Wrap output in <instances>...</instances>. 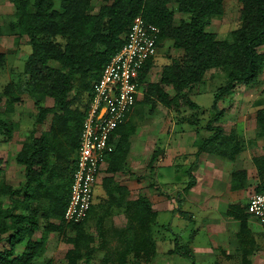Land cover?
Segmentation results:
<instances>
[{"label": "trees", "instance_id": "1", "mask_svg": "<svg viewBox=\"0 0 264 264\" xmlns=\"http://www.w3.org/2000/svg\"><path fill=\"white\" fill-rule=\"evenodd\" d=\"M224 1L101 0L102 3L95 6V0H12L15 19L10 21V26L19 36L28 37L31 52L25 60L18 84L10 81L4 92H0V147L2 140L5 144L14 136L17 125L11 115L16 112V105L21 103L24 94L35 99L36 113L29 136L15 155V161L24 167L23 187L15 188L6 182L4 167L2 170L5 162L4 158H0V193L11 201L10 206L0 205V264H43L36 258L45 252L49 234L58 232L66 235L70 230L75 231V235L66 239L73 247L66 252L65 264H79L83 256L84 263L90 264L92 237L85 225L90 214L96 215L97 209L92 206L89 216L80 224L64 221L72 172L95 85L105 66L125 44L132 23L139 15L146 23L159 28L158 53L167 40L172 42L174 49L183 50V54L169 56L166 62L157 57L158 53L146 59L134 79L139 88L145 85L143 96H137V108L146 104L154 107L161 102L178 111L185 102L196 109L199 105L184 94L185 90L204 82L211 70L226 72L225 83L214 93L212 112L206 125L209 134L195 142L196 159L186 171L189 182L184 192L196 184L193 168L202 153L230 161L236 159L242 149L233 132L225 133L222 126L214 123L220 121L225 113L219 105L220 100L240 85L256 84L264 73V53L260 52L264 42V0H238L242 5L240 26L220 40L207 27L214 17L224 14ZM173 4L177 5L179 13L188 16L178 25L175 24L176 11L171 8ZM1 36L2 26L0 46ZM5 61L6 55L0 50V76ZM157 65L162 66L160 80L151 82L149 74ZM47 98L53 100V105L43 104ZM49 115V129L37 135L36 127L43 124ZM126 121L114 130L110 138L114 150L107 157V172L111 174L124 170L131 147L130 139L136 131V125ZM256 123L258 135L264 138V107L257 111ZM157 156L158 153L154 152L150 165L152 170ZM253 162L260 179L256 192H263L264 154L254 158ZM230 177L232 190L248 187L246 169L234 170ZM102 185L107 194L104 201L108 208L121 195L129 193L113 176L104 177ZM126 204L129 220L125 230L127 247L119 260L121 264H127L130 255L134 258H153L157 252L154 224L158 212L145 195H139ZM177 211L191 221V212L182 210L181 205ZM227 214L239 221L240 234H245V241L251 233L249 219L252 214L248 205L232 203ZM40 218L46 220L44 235L35 239ZM95 226L98 232L103 230L100 221ZM174 240L175 246L170 252L193 256L191 248L183 245L179 236ZM23 243L25 247L19 252L18 245ZM246 263L251 264V261L247 259ZM45 264L55 262L49 258Z\"/></svg>", "mask_w": 264, "mask_h": 264}, {"label": "rangeland", "instance_id": "2", "mask_svg": "<svg viewBox=\"0 0 264 264\" xmlns=\"http://www.w3.org/2000/svg\"><path fill=\"white\" fill-rule=\"evenodd\" d=\"M102 2L101 0H95V6L100 5ZM58 5V4H57ZM173 10L176 11L175 14V24L178 25L182 19L188 18L187 15L181 14L177 11V5L173 4L171 6ZM242 5L238 0H225L224 1V14L222 16L214 17L212 19L211 25L207 27L208 31L214 32L217 34L218 39H224L229 36L230 32L240 26V11ZM15 6L12 0H0V26H2V36H1V46L0 50L2 53L6 55V61L4 67L2 69V74L0 76V92H4L6 85L10 81H14L18 84V79L23 74V68L25 64V60L28 54L31 52L30 45L28 44V37L27 36H19L15 29L10 26V21L15 19ZM163 49L158 53L159 58L162 59L163 62L167 61V57L169 56H181L183 54V50L174 49L172 47V42L164 41L162 44ZM260 52L264 53V42L260 46ZM158 67L160 65H157ZM162 67V66H161ZM158 74V73H157ZM155 75V74H153ZM158 76V75H157ZM161 76V75H160ZM160 79V78H159ZM226 81V72L222 69L218 70H211L207 74V78L204 82L198 83L190 87L189 89L185 90L184 94L191 99L193 102L197 103L199 106L196 109H193L189 104L182 102V106L177 112H180L184 115V120L186 122L191 123L195 126L197 130H200L196 133V137L205 136L207 134L206 125L210 116V112H212V103L214 99V93L216 92L217 88L224 84ZM76 84L78 82L76 81ZM145 85L140 86V92L138 97L143 96ZM169 90L172 91L171 87H168ZM23 100L19 105H16V112L11 115V119L17 125V129L14 131L13 138L7 142H1L0 147V158L4 162L2 164L6 171L5 173V180L9 183V185L14 186L15 188L23 187L25 181V172L24 167L19 165L15 161V155L17 151H19L24 143V141L29 136V131L33 128L34 123V114L36 113L35 105H34V98L30 97L28 94L23 95ZM85 97H83L84 99ZM43 104L51 106L53 105V100L51 98H47L43 101ZM220 107L224 109L225 113L223 118L214 123L216 126H222L225 133L233 132V135L236 141H238L241 152L238 153L236 159L233 161L227 160L226 158L217 156V155H210L208 154L207 160L200 164V170L205 172V176L200 175L197 171L198 168H193V176L196 180L195 186L199 187V191L203 193L212 194L216 193V190H220V187L224 189L226 184V180L231 177H228V172L230 174L232 167L237 169H243L244 163L249 165V168L253 167V159L256 157H260L264 154V138L258 135V126L256 124V117L257 111L264 107V73L260 76L259 81L254 85H240L235 90L227 94L223 99L220 100L219 103ZM139 111L145 110L143 105H139ZM150 111L152 109H149ZM142 112V113H143ZM146 113V112H144ZM51 115L48 116L47 120L36 127L37 135H40L43 131L49 129L50 126ZM202 131V132H200ZM185 131H183L184 133ZM197 137V138H198ZM199 139V138H198ZM197 141V140H196ZM187 147L186 145H184ZM196 146V145H195ZM215 161L217 165H219L218 172L214 171L212 161ZM147 161V160H146ZM158 156L153 161L152 164L153 168L158 162ZM229 162V163H227ZM210 163L211 166H208ZM225 163L227 166L224 168ZM159 163H157L158 165ZM252 166V167H251ZM164 166H158L157 170L160 172L161 169L163 170ZM151 168V167H148ZM170 173V170H167ZM215 172V173H214ZM223 174L224 177L219 175L216 179L215 176L218 174ZM156 174V173H155ZM171 175V173H170ZM228 175V176H227ZM3 177V172H2ZM157 177V176H156ZM181 177L185 179V183H181L182 189L184 192L185 186L189 182V175L186 172L181 173ZM224 181L219 184L220 179ZM248 187L246 188V194L240 192L241 194L237 193L240 197L244 194L249 197L252 193L257 191V184L259 183L260 179L256 172H252L250 175L248 174ZM215 182V183H214ZM180 185V186H181ZM214 185L216 188H214ZM194 186V188H195ZM193 189V188H191ZM191 189L187 192H184L185 199L187 201L186 206L188 209L191 208L188 198V193ZM103 189L100 184L95 186L94 191V201L93 206L96 207L97 212L96 215L93 216V213L90 214V218L86 223V231L91 235L92 241L90 242L91 247V260L90 264H121L119 260L122 252L127 247L126 232L127 225L129 224V220L126 217V221L124 220L123 223L117 224L114 220V214L110 208L106 206L104 199L102 198ZM153 199L158 200L157 197L161 195L162 190H160L159 183L157 181L153 184ZM70 193V188H69ZM184 199V201H185ZM195 200V197H194ZM0 205L10 206L11 201L8 197L4 198L3 194L0 193ZM100 205H103L102 209ZM108 208V210H106ZM183 210H185L183 208ZM96 216V217H95ZM102 217V218H101ZM100 218L102 220H100ZM101 222L103 227L102 231L98 232V227H96V223ZM157 223V222H156ZM158 224V223H157ZM40 228L35 234V239H40L44 235V226L46 225V220L43 218L39 219ZM121 225V226H119ZM117 228V229H115ZM159 228L155 229L154 236L157 242V252L153 258H147L146 256H141L140 258H134L133 255L128 257L127 264H160L155 257L158 256V252L164 251L161 244V239L159 238V233L162 232L158 230ZM75 231L70 230L67 232L66 235H61L58 232H52L49 234V240L46 247L45 252L37 259V262H41L43 264L46 263V260L51 257L55 264H65V255L69 248H72L73 245L67 242V237L74 236ZM243 233L240 234V237L243 238V244L246 246L247 253H245V258L242 254L235 255L232 262H229V259L224 258L223 256L219 257L222 262L220 264H248L246 260L249 259L251 261H255V256L262 257L261 259L264 261V244L263 239L258 240L260 244H252V241L249 239L244 241ZM185 240L186 236H183ZM190 240V239H189ZM209 239L206 238V242ZM183 245H189L190 242H185L183 239L179 240ZM159 242L161 245H159ZM210 242V241H209ZM246 244V245H245ZM168 249L171 246H175L174 238L170 242H168ZM171 245V246H170ZM25 247V243L20 244L18 246V251L22 252ZM160 247V248H159ZM187 247V246H186ZM185 248L182 249L184 251ZM213 249V248H212ZM224 251L227 250V247H223ZM209 250V249H208ZM223 251V250H222ZM223 251V252H224ZM241 251V250H240ZM216 249L211 250V254L207 255V257L201 255L200 253L197 256L191 258V263L195 264H204L205 261L209 262L213 259L215 255ZM176 255H181L178 253H173ZM252 255V256H251ZM175 256V255H174ZM184 256V255H181ZM47 257V258H46ZM186 257V256H184ZM253 257V260H252ZM167 258V257H166ZM175 259L178 257L175 256ZM85 256L80 260L79 264H85ZM258 261V260H256ZM173 262V259H172ZM163 264H166L163 262ZM169 264V263H168ZM171 264H178L177 261ZM257 264V263H254ZM264 264V263H263Z\"/></svg>", "mask_w": 264, "mask_h": 264}, {"label": "crops", "instance_id": "3", "mask_svg": "<svg viewBox=\"0 0 264 264\" xmlns=\"http://www.w3.org/2000/svg\"><path fill=\"white\" fill-rule=\"evenodd\" d=\"M161 73L162 67L155 66L149 74L150 81L158 82ZM143 107L145 108L144 112L146 113L141 110L139 111L136 105L127 119V121L133 122V124L136 125V131L132 134L130 139L131 147L124 170L115 174L108 173V161H106L103 165L98 183L103 189V199L107 197V194L103 188L102 181L104 177L107 176H113L114 180L119 185L126 187L129 191L128 194L121 195V197L110 206V209L114 214L115 222L121 224L126 219L127 201L135 199L139 195H145L149 198L153 207L158 212L156 219L158 224L155 222L154 228H159L158 230L162 231L159 233V238L161 239V248H163L164 251L158 252L159 254L155 259H157L160 264H163V262L171 264L175 261H177L178 264H190L189 261H193V259H191L192 257L197 256L199 253L207 257V255L211 254V250L213 249H216L213 259L209 262L205 261L204 264H220L222 262V260L219 259L220 255L221 257L223 256L224 258L229 259V262H232L237 254H242L244 257L248 248L244 246L243 238L240 237L239 221L235 217L228 215L227 209L232 203L240 204L241 206L248 205L250 196L247 197V195H245L246 189L232 190L230 188L229 178L226 180L227 182L224 189L220 187V190H216L217 194L203 193L202 191H199L198 186H195V188L193 187L188 193L191 206V208L188 209L186 207L188 206V200H186L185 195H183L184 192L181 185V183H185V179L181 177V173L186 172L196 159L195 152L197 147L195 146V142L199 138L198 134V138L196 137V133L201 128L197 130L194 125L183 119L184 115L182 113L169 109L161 102H157L154 107L152 104H146ZM149 109L152 110L150 111ZM210 115L211 113L208 114V116ZM183 131L185 132L183 133ZM208 134L209 132L207 131L206 136ZM263 145L264 143H262V146ZM154 152L158 153L159 161L157 163L159 164L157 165L156 163L152 170V168L148 167L151 165V159ZM208 154L209 153L207 152L202 153L199 157L198 164L194 167L198 168L197 171L202 176H205L206 174L200 170V164L207 160ZM227 163H225L224 168L227 166ZM208 164V166H211L210 163ZM212 164L214 171H220L219 165H217L214 160L212 161ZM252 164L254 168H249V165L245 161L242 168L246 169L249 175L252 172H256L258 175L257 167L254 162ZM158 166H164L163 170H165V172L162 171V169L159 172L157 170ZM226 169L229 175H227L228 177H230L231 172L235 170V168L232 167L229 174L228 170L230 169L227 167L225 170ZM167 170L171 171V175ZM219 175L224 177L221 172V174L217 173L215 179L216 177L219 178ZM222 179L224 178L220 179L219 184L224 182H221ZM155 181L159 183L160 190H162L159 197L155 195L158 200L153 199L154 195L151 192ZM214 188H216L215 185ZM240 192L245 194L240 197L237 194H241ZM179 205H181L182 210L184 208V211L191 212V221L184 219L180 215L177 211ZM249 228L251 233L246 240L250 239L254 244H260L258 240L262 237L264 244L262 227L253 215L249 219ZM184 235L187 240L184 239ZM178 236L181 237L183 241L190 242L188 246L193 253L191 258H189L190 256L184 257L173 254V252H170V250L174 248L171 245L168 249V242L171 244L172 239H175ZM206 238H208L210 242L208 240V242H206ZM161 244L159 242V245ZM224 246L227 247V250L225 251L223 249ZM174 255L178 257V259H175ZM255 258L258 261L250 260L251 264L264 263L261 259L262 257L255 256Z\"/></svg>", "mask_w": 264, "mask_h": 264}, {"label": "built area", "instance_id": "4", "mask_svg": "<svg viewBox=\"0 0 264 264\" xmlns=\"http://www.w3.org/2000/svg\"><path fill=\"white\" fill-rule=\"evenodd\" d=\"M159 28L135 17L123 47L105 66L95 85L83 121L77 160L64 221L80 224L93 206L95 186L103 165L114 150L110 138L133 110L140 93L135 78L146 59L155 56ZM248 211L259 221L264 234V191L249 197Z\"/></svg>", "mask_w": 264, "mask_h": 264}, {"label": "clouds", "instance_id": "5", "mask_svg": "<svg viewBox=\"0 0 264 264\" xmlns=\"http://www.w3.org/2000/svg\"><path fill=\"white\" fill-rule=\"evenodd\" d=\"M134 109V108H133Z\"/></svg>", "mask_w": 264, "mask_h": 264}]
</instances>
